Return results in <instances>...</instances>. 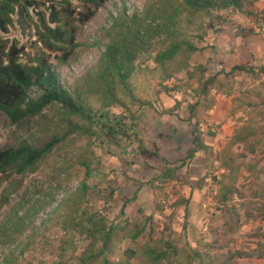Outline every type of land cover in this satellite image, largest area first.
I'll use <instances>...</instances> for the list:
<instances>
[{"label":"trees","instance_id":"16d2710c","mask_svg":"<svg viewBox=\"0 0 264 264\" xmlns=\"http://www.w3.org/2000/svg\"><path fill=\"white\" fill-rule=\"evenodd\" d=\"M76 1L78 4H73V0H62L61 2L55 0L49 4L46 11L40 10L39 7L44 6L50 0H0V114L6 113L13 122H20L37 116L48 105L60 104L69 116H79L91 124V128L83 127L81 130L78 123H70L65 128L66 130H54L47 133L45 135L47 139L39 145L23 140L19 144L0 146V186L4 180L10 179L11 190L18 189L22 180L17 178V174L22 175L35 170L38 163L56 145L72 135H79L78 132L81 131L92 135L91 144L84 148V152H81L77 160L83 168V177L79 185L70 187L72 186L70 183L69 186H63L59 183V179H51L53 181L46 188L39 185L35 190H26L20 199L13 202L6 219L0 222V246H6V243L11 245L24 235L21 241L27 247L36 233L28 228L35 214L34 211L38 210L39 213L57 201V205L47 212L48 217L57 213L61 208H67L68 211L63 220L67 234H69L68 229L79 228V234L90 239L79 256L78 264H129V258L121 259L119 262L111 259V255L116 250V244L126 238H130L137 244L128 247L130 251L128 255L135 254L140 260L145 258L150 264H190L189 258L192 260L194 257H199L201 264H250L248 261L264 259V232L260 229L255 233L246 232L247 240L240 247L234 246L232 242L236 231L243 233L240 224L242 219L252 221L261 218L264 220V180H262L264 164L256 170L257 183L252 185L253 187L245 188L244 186L242 188L234 183L222 186L220 195L222 206L219 208V218L222 223L210 226L213 237L206 240L202 235L198 243L202 242L203 247L192 250L191 247L187 248L180 242L181 238L175 239L172 231L167 235L161 234L165 233V230L158 234L153 227L154 213L144 215L143 208H138L140 210L138 216L116 222H110L100 210H93L89 195H92L90 191H97L96 188L99 185L94 177L92 184L89 183L91 176H94V169L93 162L88 156L89 153H93L95 147L97 148L93 140L96 132L92 129L96 123L98 124L95 127L102 130L108 139L107 143H100V146L105 147L106 144L115 143L119 148L120 135H122L129 139L130 145H134L131 151H138L140 155L148 151L143 147L135 126L143 119L147 106L153 107L150 100L140 98V94L135 92L133 75L138 68L137 58L149 50L152 45L151 41L159 33L167 37L163 41L168 42V45L159 50L157 54L148 55L161 66L163 72L161 78L168 79L180 70H187L189 76L198 77L199 84L195 89L196 100L188 105L194 143L189 157L198 150L206 151V154L211 153L201 137L199 120L193 122V118L198 117L197 111L199 112L201 107L209 109L213 105L214 101L210 99V94L214 90L226 96L234 94L235 104L244 107L245 111L253 105L256 97L264 105V93L257 87L245 88L241 94L235 96L237 88L234 80L239 74L245 73L254 80L260 79V86L264 89V64L246 66L238 63L229 70H222L207 76L205 74L207 68L203 63H197L196 66L191 67V56L201 49L198 43L206 37V23L204 22L206 18L211 23H215L213 16L219 14L220 20L226 23L231 21L236 12H241L247 17L253 15L255 18H258L262 12H254L247 8L252 0H152L146 5L142 14L120 13L118 17L112 16L113 22L104 32L105 49L100 59L93 68L88 70L83 81L79 80L76 87L67 88L60 72L53 67L51 52L57 53L58 63L68 61L67 59L80 45L76 41L80 26L92 19L106 0ZM223 10L227 13H221ZM32 16H36L37 19L34 22V30L40 47L35 46L36 50L30 55V61L23 62L21 55L25 47L20 45L17 39L14 40L16 42L9 43L10 38L6 35H11V29L15 25H18L21 32L25 31L27 17L32 19ZM191 27L197 30V34L184 32L185 29L188 30ZM102 40L103 38L96 40L95 44L99 45ZM189 67L193 71H190ZM31 89L35 94L33 97H30ZM85 94L96 96L100 101V106L95 109L84 104L83 95ZM125 97L129 98L131 105L127 104ZM115 105L123 107V111L116 113L108 110L109 107ZM124 111L131 123L124 121L126 119L123 116ZM232 141L233 144L242 146V151L238 153L240 158H251L259 150L264 152V121L255 122L252 117L248 118L235 129ZM227 157L226 164L224 159V165L228 176L232 179L233 175H237L240 171V164L236 160L239 157ZM72 162L65 158L61 164L71 165L69 163ZM253 166L257 164H250L248 169ZM174 172L173 169L165 170L160 177L152 178L149 182L139 180L132 199L138 196L139 191L146 184L151 183L155 189L153 194L158 199L155 202L158 210L163 211L165 204L174 197L178 199L177 204L186 203L187 206L189 200L180 195L184 183L169 180ZM65 175L68 176V173ZM208 175L206 172L202 176L201 186L204 185ZM157 180L161 182V185L157 186ZM166 183L168 187L172 184L169 192L162 190L161 193L162 185ZM255 187L257 188L254 189ZM111 190V194L117 191L115 188ZM8 191V188L3 191L0 188V198L4 202L9 198ZM31 191L41 194L40 197L45 200L40 201L38 198V202L35 199L31 206L28 205L30 202L28 192L31 193ZM60 195L62 198L59 200ZM235 196L239 200L237 203L232 202ZM126 202L124 201L120 208V216L124 213ZM20 210L23 213L17 216ZM211 219L216 221L213 216ZM183 228L187 229L186 224ZM224 236H227V239L222 243L219 239ZM255 238L258 239L254 241ZM14 249L15 246H12V252ZM183 256L187 257L186 262L181 260ZM15 257H17L16 254L12 253L6 258V262Z\"/></svg>","mask_w":264,"mask_h":264},{"label":"rangeland","instance_id":"374dc122","mask_svg":"<svg viewBox=\"0 0 264 264\" xmlns=\"http://www.w3.org/2000/svg\"><path fill=\"white\" fill-rule=\"evenodd\" d=\"M53 1L55 0L46 2V4L39 7V9L47 11L49 4ZM61 1L62 0H56V2ZM151 1L152 0H106L94 17L80 26L76 36V41L80 45L73 51L71 56L67 59L68 61L65 63H58L56 59L57 53L55 51L51 52V62L54 65L53 67L60 72L64 85L67 88L76 87L80 82L79 80L83 81L82 79L88 70L93 68L97 60L100 59L101 53L105 49V44L103 43V41L106 40V38H104V32L108 26L112 24V16L118 17L120 13H127V15H132L133 13L142 14L146 9V5ZM255 1L256 0H252L247 5V8L254 12H264V9H262V7L260 9ZM259 3H261V5L262 3L264 4V0ZM73 4H78V2L73 0ZM221 13L227 12L223 10ZM218 15L219 14H214L213 16L215 23H211L208 18L204 21L206 23V38L204 37L198 43L201 49L196 51L190 59L191 67L196 66L197 63H203L207 68L206 71L211 75L222 69L229 70L232 67L231 65L235 62L233 59L235 56L227 50L228 44H224V40H226V36L228 39L235 40V24H239L242 21L244 22L246 17L245 14L236 12L235 15L232 14L233 17L231 21L225 23L220 20V16ZM32 17V19L27 17V29L25 31L21 32L18 25H15L14 28L11 29V35H6L10 38L9 43L16 42L14 40L17 39L19 44L25 47V51L21 55L23 62L30 61V55L36 50L35 46H37V48L40 47L34 30V22L37 19L36 16ZM262 18H264V16H262ZM240 24L242 25V23ZM182 26L184 27L183 23ZM240 31L241 30H237V32ZM184 32L186 34H197V30L194 27L188 28V30L185 29ZM101 38H103V40L99 45H96L95 41ZM164 38L167 37L160 33L154 36L149 50L143 52L142 55L137 58L136 64L138 68L133 75L135 92L140 94V98L150 100L153 107L147 106L146 114H144L147 121H149L150 127L141 130L139 126H142V124L137 123L135 126L137 130L136 133L140 137L141 134L146 132L149 128H158L164 140V144L158 149L159 155L157 157L151 154L150 151H146L144 153L145 156H140V154L137 153L138 151H131L134 149V145H130L129 139L122 135H120L119 148L115 143L109 144L108 147L100 146V143H105V140L108 139L102 130L95 127L97 123L94 124L92 127L93 131L98 132L93 136L97 148L95 147L93 153H89L88 156L93 162L92 166L101 169H97L94 175V179L99 187L96 188L97 191H90L92 195H89V197L90 203L93 204V210H100V212L107 216L110 222L134 218L139 215L138 211L140 210L138 208L144 209V215L154 213L155 219L153 227L158 234L163 230H165V233H161L163 235H167L172 231L175 235V239L181 238L180 242L182 244L186 245L187 248L191 247L192 250H196L203 247L202 242L198 243L202 235L205 236L206 240H210V238L213 237L210 226H216L222 223V220L219 218V208L222 206L220 199L222 186H224V184L230 185V183H234L242 188H244V186L245 188L253 187L252 185H256L257 183L258 173H256V170L264 164V152L260 150L248 159H243L238 156V153L242 151L241 145H234L235 148L232 149L233 151H223L222 145L224 138L220 136V129L225 123L233 129L235 127L237 128L251 117L255 122L264 121V105H262L260 99L256 97L253 105L245 111L244 107L235 104L234 94L231 96L222 94L224 98H221H223L224 103H221L220 106L216 107L212 112V107L209 109L201 107L199 112L197 111L199 119L203 118L204 112L205 115L207 114L211 117V121L206 120L204 124L205 134L208 141L212 140L215 143L217 148L216 154L221 156V161L213 157V164L203 168L202 162L198 158L191 159L188 165L177 169L176 173L169 178L171 182L178 181L179 183L181 181L186 183L181 187L180 195L190 200L187 208L186 203L177 204L178 199L174 197L165 204L163 211L158 210L155 206V202L158 199L155 198V194H153V185L150 183L146 184V186L139 191L135 199H132L138 187L139 180L149 182L150 179L157 178V176L161 175V172L165 170L164 168L169 167L170 169L167 170L170 171L175 166V163L181 161V159L185 160L188 157L187 152H185L186 147H182V143L179 139L181 136L182 140L187 139L185 136L187 129L185 119L189 116V110L186 104L196 99L195 88L197 87V83L192 80L188 81L187 70L176 71L173 77L167 80L161 78L163 74L161 66L158 65L155 60L151 59L149 55L157 54L159 50L164 49L168 45V42L163 41ZM230 44L232 43L230 42ZM191 67H189L190 71L193 70ZM234 80L237 88L235 96L241 94L245 88L252 87L260 88L264 93V89L260 86V79L254 80L250 75L241 73L235 77ZM166 87L172 92H168ZM32 95L35 96L33 93ZM83 98L84 104L92 108L97 109L100 106V101L94 95L89 96L85 94ZM179 98H183L185 103L174 112L169 111ZM227 98H231V101ZM125 101L127 104L131 105V101H129L128 97H125ZM108 110L119 113L123 111V107L115 105L109 107ZM125 113L126 111L123 112V114ZM125 121L131 123V120L127 118ZM73 122L78 123L81 130L83 127L91 128V124L88 120L86 121L79 116H69L65 113L60 104L48 105L37 116L26 118L20 122H13L6 113H2L0 114V146L5 147L10 144H19L23 140H27L34 145H39L47 139L45 138L47 133H51L54 130H66L65 128ZM222 130H224V128H222ZM128 133L130 134V130ZM78 134L79 135H72L62 143L56 145L53 150L38 163L35 170H30L22 175L17 174V178L22 180L18 189L11 190V187H9L10 179L3 181V184H1L2 186H0L1 191L8 188L10 192L8 191L9 198L6 202L0 198V222L6 219V215L11 210L13 202L20 199V197L25 194L26 190H35L39 185H43L44 188H46L55 179H59V183H62L63 186H69L71 183L72 186L70 187H76V183L82 180L83 177V168L79 165L77 160L80 158L81 152H84V148L89 147L91 144L90 141L92 140V135L90 136L84 132L82 133V131L78 132ZM146 141L145 148L150 150V146H152L151 137H148ZM227 144L230 145V142H227ZM153 147L157 149L158 144ZM177 147H179L180 150H177ZM219 147L220 149H218ZM168 152H171V154H168ZM224 156L239 157L236 160L240 164V171H238L237 175H233L232 179L228 176L225 165L222 164ZM65 158L73 161L69 163L71 165L61 164ZM174 158H176L174 161H170ZM250 164H257V166L248 169ZM206 172L209 175L207 179H205L204 185L199 187L198 184H200L201 178ZM67 173L68 176L65 175ZM65 179H67V181H65ZM262 180H264V175L262 176ZM92 181L93 176L89 179V183L92 184ZM170 186L166 188L167 191L170 189ZM113 188L117 189V191L111 194V189ZM256 188L257 187L254 189ZM162 190L163 189H161V193ZM28 194V197H30L28 205L30 206L35 199L37 202L38 198H40V201L45 200L40 197L41 194H36L34 191H31V193L28 192ZM32 194L34 197H32ZM103 195L104 197L102 198ZM124 201H127L126 207L123 215L120 216V208ZM232 202H239L238 197L235 196ZM101 205L103 206L101 207ZM52 207V205H49L47 207L48 209L46 208L45 211L42 210L39 213L38 210L34 211L35 214L32 216L33 218L28 228L30 231L36 233L27 247L21 241V239L25 237L24 235L11 245L6 243V246H0V264H59L61 262L62 264H78L79 256L90 239L81 236L78 232L79 228L68 229L69 234H67L63 224L65 214H67L68 211L67 208H61L57 213L49 217L48 215L42 214L48 212ZM35 208L36 207H34V209ZM22 213L23 211L20 210L17 216L22 215ZM211 216L215 217L216 221H213ZM184 224L187 226L186 230L183 228ZM240 224L243 233H241V231L235 232L233 236L234 240L232 241L234 246H242L245 240H247L245 237L247 233L259 232V229L261 232H264V220L261 218L252 221L242 219ZM167 226L168 228H166ZM243 226L245 227L243 228ZM226 239L227 236H224L219 240L224 243ZM257 239L258 238H255L254 241ZM133 245L135 246L137 244L130 238H126L117 243L116 250L114 254L111 255L112 261L119 262L121 259L129 258V264H150L145 258L140 260L136 258L135 254L132 256L128 255V252H130L128 251V247H133ZM12 246H15L13 252ZM12 253L16 254L17 257L6 262V258L12 255ZM181 260L186 262L187 257L183 256ZM189 261L190 264H201L199 257H194L192 260L189 258ZM254 261L255 260H251L248 261V263L255 264L256 262L254 263Z\"/></svg>","mask_w":264,"mask_h":264},{"label":"crops","instance_id":"0c3cea01","mask_svg":"<svg viewBox=\"0 0 264 264\" xmlns=\"http://www.w3.org/2000/svg\"><path fill=\"white\" fill-rule=\"evenodd\" d=\"M261 1L262 0H256L255 1L256 5L257 6L259 5L260 9H261V7H262V9H264V4L262 3V5H261V3H259ZM257 6H256V8H257ZM262 16H264V12H262V14L260 13L259 17L256 19L254 16H252V17L246 16L245 21L240 22V23H242V25L240 23L239 24L236 23L235 24V30L236 31H234V32H236L235 40L228 39V37L225 35L226 40H224V42H225L224 44H226V45L228 44L227 50H229V52L235 56L233 58L235 60V62L231 66L238 64V63L244 64L246 66L264 64V18H262ZM237 30H241V31L237 32ZM261 31H263V32H261ZM230 42L232 44H230ZM206 75H211V74H208V71H206ZM187 79H188V81L192 80L195 83H197V87H198V84H199L198 80H197L198 77H196L195 75L189 76L187 74ZM195 95H196V93H195ZM221 97H223V95L221 93H217V91H215V90L210 94V99H213V101H214L213 105L211 106L212 107L211 112L216 107L220 106L221 103H224L223 102L224 97L223 98H221ZM179 99H181V98H179ZM227 99H230V101H231V98H227ZM178 101L179 100H177L175 103L177 104ZM181 103L182 104L184 103V99L182 100ZM203 118L200 121L201 122L200 130L202 132L201 137H202L203 141L205 142V144L208 145L207 147L210 149L211 153L208 152V154H206V151L198 150L195 152V154L193 156L189 157L190 159L187 160V162H185V163L178 162L179 164H182L183 167L188 165V162L191 159H195V158H198L202 162L203 168H204V166L209 167V166H211L210 164H213L212 163L213 157H215L221 161V159H220L221 156L216 154L217 148L215 146V143L212 140L208 141L206 134H205L204 123L206 122V120L211 121V117L207 114L205 115V112H204ZM148 122L149 121H147L145 116H143V119L140 121V124H142V126H139V128L141 130H143V129L145 130L147 127H150ZM222 122H223V120H222ZM185 123L187 124V129H186V134H185L187 139L182 140V136H181V138L179 140L182 143V147H186L185 152H187V154H189L194 147L193 126L190 122L189 117H187L185 119ZM202 125H203V127H202ZM222 128H224V130H222ZM222 128L220 129V133H221L220 136L224 138L223 145H222V147L224 149L223 151H233L232 149L235 148L234 145H237V144H233V141H232V137L234 135L236 127L233 129V128L229 127L228 124L225 123ZM177 129H183V128H177ZM140 137H141L140 140H141L144 148L146 147L147 138L151 137V140H152V142H151L152 146H150L151 152H152V150L158 151V149L161 148V146L164 144L163 135L161 134L160 131H158V128H156V129L155 128L154 129L149 128L148 130H146V132H143ZM227 142H230V145L227 144ZM156 144H158L157 149L153 147V146H156ZM183 145H186V146H183ZM179 147H180V143H179ZM179 147H177L178 148L177 150H180ZM218 149H220V147ZM168 154H171V152H168ZM177 154H179V153H177ZM175 159L176 158H174L170 161H174ZM224 159L226 160L225 161V164H226L228 157L224 156L222 164H224ZM181 160H183V159H181ZM255 262L258 264H264V259H258L257 261H254V263Z\"/></svg>","mask_w":264,"mask_h":264},{"label":"clouds","instance_id":"9594fccd","mask_svg":"<svg viewBox=\"0 0 264 264\" xmlns=\"http://www.w3.org/2000/svg\"><path fill=\"white\" fill-rule=\"evenodd\" d=\"M206 38V37H205ZM222 70H224V69H222ZM221 70V71H222ZM191 71H193V70H191ZM220 72V71H219ZM187 74H188V72H187ZM189 75V74H188ZM173 77V76H172ZM167 80V79H166ZM166 90H168V92H170L171 90L168 88V87H166ZM32 93L34 94V91L31 89V92H30V97H33V95H32ZM183 100V99H182ZM182 100H180L179 99V101H178V103L176 104H174V106L169 110V111H171V112H174L176 109H178L180 106H182L183 104L181 103L182 102ZM195 101V100H194ZM193 101V102H194ZM185 103V102H184ZM192 102H189V103H187L186 105H187V108H188V105L189 104H191ZM189 110V109H188ZM123 115H125L124 117L125 118H127V113H125V114H123ZM189 117V116H188ZM190 118V117H189ZM127 119H129V118H127ZM197 119L199 120V124L201 125V119H199V117H196V118H193V121L195 122V121H197ZM130 120V119H129ZM125 121V120H124ZM127 122V121H126ZM98 124V123H97ZM205 124V123H204ZM99 131V130H98ZM96 133H97V131H96ZM107 140H105V143H107L106 142ZM109 145H107L106 144V147H108ZM150 150H148V152H149ZM150 153L151 154H153V155H155V156H157L158 157V155H159V152L158 151H156V150H152V152L150 151ZM140 156H145V155H140ZM113 157V156H112ZM190 158H189V154H188V157H187V159H183V160H181V161H178V162H180V163H185V162H187V160H189ZM175 163L174 165V167H173V170H175V172L174 173H176V171H177V169H179V168H183V166L181 165V164H179V163ZM168 165H170V164H168ZM172 165V164H171ZM176 168V169H175ZM93 169H94V175H95V173L97 172V169H101V168H95L94 166H93ZM166 171H168L167 169H170L169 167H166V168H164ZM96 170V171H95ZM165 170H163L161 173H163ZM162 175V174H161ZM161 175H159V176H157V177H160ZM94 177V176H93ZM215 177V176H214ZM154 179H156V178H154ZM205 179H207V178H205ZM79 183H80V181L78 182V183H76V187L79 185ZM184 183V182H183ZM151 184V183H150ZM186 183H184V185H185ZM159 185H161V182L160 181H158L157 180V186H159ZM166 185V186H165ZM183 185V186H184ZM199 185V187H201V182H200V184H198ZM75 187V186H74ZM168 187V183H166V184H164V185H162V188H163V190H164V192H169V190L167 191L166 190V188ZM154 188H153V192H154ZM62 198V195H60L59 196V200ZM171 199H173V198H171ZM189 200V199H188ZM189 202H190V200H189ZM189 202L187 203V206H188V204H189ZM57 201L56 202H54L53 204H52V206L54 207V206H56L57 205ZM187 206H186V208H187ZM48 209V208H47ZM46 210V209H45ZM45 210H43V211H45ZM50 211V210H49ZM43 215H47V212L46 213H42ZM42 215V216H43Z\"/></svg>","mask_w":264,"mask_h":264}]
</instances>
